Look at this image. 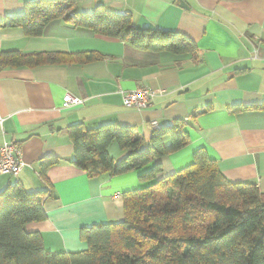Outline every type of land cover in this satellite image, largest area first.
Instances as JSON below:
<instances>
[{"label": "crops", "instance_id": "1", "mask_svg": "<svg viewBox=\"0 0 264 264\" xmlns=\"http://www.w3.org/2000/svg\"><path fill=\"white\" fill-rule=\"evenodd\" d=\"M27 1L36 0H0V22L21 14ZM97 6L129 15L138 30L179 33L196 50L183 55L138 51L61 20L48 23L37 37L0 30V54L101 56L32 69L0 67V144H15L23 164L17 177L0 175V191L15 182L27 192L51 191L43 205L46 219L25 229L38 233L53 254L85 251L82 228L122 221L123 194L184 169L199 150L230 182L253 183L264 193V111L243 109L264 102V0H79L75 10L91 15ZM138 88L152 92L151 106L126 109L123 93ZM66 95L83 103L64 109ZM232 106L241 109L234 112ZM175 120L186 122L190 144L141 170L89 179L72 164L66 132L71 125L134 128L147 144L154 129ZM107 152L114 162L125 155L115 143ZM44 160L58 163L43 179ZM155 164L162 167L156 179L139 180Z\"/></svg>", "mask_w": 264, "mask_h": 264}, {"label": "trees", "instance_id": "2", "mask_svg": "<svg viewBox=\"0 0 264 264\" xmlns=\"http://www.w3.org/2000/svg\"><path fill=\"white\" fill-rule=\"evenodd\" d=\"M79 0H36L24 3L21 14L0 22L1 29L40 36L48 23L61 20L72 28L121 42L138 51L192 54L196 45L187 37L159 30H138L129 15L97 6L91 15L75 10ZM101 58L95 53L0 54L1 68L86 63ZM241 106L230 107L238 111ZM244 110L264 111L260 105ZM187 124L175 120L154 129L147 144L134 128L115 124L93 129L74 124L66 129L73 147L72 164L89 179L138 171L190 144ZM125 153L114 162L111 144ZM56 160L41 161V178ZM162 167L155 164L139 180L156 179ZM51 191L27 192L19 182L0 191V264H264V193L253 183H232L204 150L192 163L144 189L122 195L124 219L82 228L79 239L87 249L53 254L45 250L38 233L27 232L30 223L44 221V202Z\"/></svg>", "mask_w": 264, "mask_h": 264}, {"label": "built area", "instance_id": "3", "mask_svg": "<svg viewBox=\"0 0 264 264\" xmlns=\"http://www.w3.org/2000/svg\"><path fill=\"white\" fill-rule=\"evenodd\" d=\"M153 94L146 88H138L123 93L122 104L126 109L141 111L149 108L152 103ZM82 100L66 95L63 99L62 108L68 109L79 106ZM156 127V123L151 124ZM19 150L15 144L3 142L0 144V175L17 177L22 168Z\"/></svg>", "mask_w": 264, "mask_h": 264}, {"label": "water", "instance_id": "4", "mask_svg": "<svg viewBox=\"0 0 264 264\" xmlns=\"http://www.w3.org/2000/svg\"><path fill=\"white\" fill-rule=\"evenodd\" d=\"M181 7H183L182 4H181Z\"/></svg>", "mask_w": 264, "mask_h": 264}]
</instances>
